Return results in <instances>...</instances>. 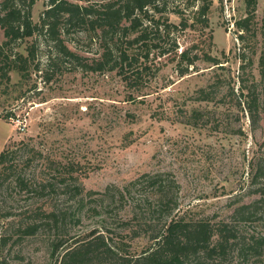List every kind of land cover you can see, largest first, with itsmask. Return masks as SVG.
<instances>
[{
    "label": "rangeland",
    "instance_id": "374dc122",
    "mask_svg": "<svg viewBox=\"0 0 264 264\" xmlns=\"http://www.w3.org/2000/svg\"><path fill=\"white\" fill-rule=\"evenodd\" d=\"M203 1L209 2L207 27L199 15ZM46 8L47 0H35L32 25H39ZM162 16L186 27L168 36L151 35L157 48L139 64L146 70L137 89L115 72L83 71L58 52L52 35L35 31L4 46L0 28L4 70L16 55L33 52L24 74L10 71L0 83V152L17 151L8 164L30 185L15 186L13 172L0 175V264H54L89 231L104 236L108 223L115 242L126 243L133 256L142 253L149 245L146 236L122 232L99 207L106 188L121 189L146 173H166L176 181L179 217L229 224L236 235L227 255L232 263L240 261V242L264 237V176L254 177L256 167L264 166V116L251 122L244 98L238 97L240 87L243 95L248 89L260 95L263 87L258 60L264 47V0H256L243 40L235 23L247 16L244 0H168ZM64 18L58 39L82 64L91 65L104 51L99 31L94 34L89 22L72 25ZM159 49L166 50L164 56L159 57ZM184 50L187 60L179 65L177 55ZM208 58L221 64L212 65ZM16 120L26 125L23 133ZM78 203L83 204L79 222L68 217L57 228L46 219L45 212L54 209L69 216ZM127 205L114 213L129 218ZM242 205L259 213L255 220L229 218ZM30 225L39 228L24 233ZM56 242L62 245L52 254ZM247 264H264V248Z\"/></svg>",
    "mask_w": 264,
    "mask_h": 264
},
{
    "label": "trees",
    "instance_id": "16d2710c",
    "mask_svg": "<svg viewBox=\"0 0 264 264\" xmlns=\"http://www.w3.org/2000/svg\"><path fill=\"white\" fill-rule=\"evenodd\" d=\"M79 1V0H78ZM96 5H80L69 0H47V8L41 15L39 25H32L30 10L35 0H3L0 10V28L7 39L4 46L10 42L31 37L35 31L52 35L56 41L58 52L66 58L82 65L83 71L91 72H115L121 80L130 88L137 89L140 84L141 73L146 67H139L141 60H148L152 48H157L151 39L152 34H171V30H183L186 25L180 27L164 21L163 14L168 0H100ZM247 16L235 23L238 38L249 31L256 0H244ZM209 10V2L203 1L199 9V15L204 18V27L208 23L205 19ZM65 17V22L72 25L89 22L96 34L104 42V51L100 58L93 60L91 65L82 64V58L69 51L57 37L59 20ZM264 38V26L261 30ZM160 37V36H159ZM173 50L177 49L175 40L172 41ZM2 46H0V50ZM159 57L165 55L166 50L159 49ZM1 55V53H0ZM33 57L30 49L28 55H16L7 69L0 67V83L8 80V72L17 71L24 74L29 58ZM178 63L187 60L186 50L177 55ZM212 65H220L216 59H207ZM192 65L188 63V66ZM259 74L264 80V47L261 50L259 60ZM38 70L37 65H35ZM187 69L180 71L183 75ZM238 97H243L245 107L251 122L256 123L260 114L264 116V82L260 95L255 90L247 91L243 95L244 87H240ZM201 94L205 95L203 90ZM208 100L207 97H203ZM240 105V103H238ZM17 151L3 149L0 152V175L5 172H13L15 186L19 188L29 187V183L23 174H17L12 163ZM10 161V162H9ZM167 176V178H164ZM264 176V166H257L254 177ZM178 185L176 181L166 173H146L130 181L121 189L118 187L104 190V218L109 222H119L122 232L134 234V236H146L149 245L138 255H131L126 243L122 240L115 242L110 235L109 224L104 226V236L96 230L84 234L80 241L69 245L59 256L54 264H247L250 258L261 255L264 248V237L255 239L254 243H241L236 248L240 261L232 263L227 255L233 249L236 235L230 229L229 224L218 222L211 224L209 221H188L177 215ZM89 194H94L93 192ZM127 203L130 211L129 218H119L115 212L117 207ZM73 214L60 213L49 210L45 212L46 219L51 220L54 226L59 224L61 228L66 218L72 222H79V214L83 204L78 203ZM95 208V209H94ZM91 210L96 212L98 207ZM259 213L248 206L236 207L232 217L241 220H255ZM56 227V226H55ZM39 226L30 225L24 233L34 234ZM124 233V234H126ZM125 237V236H124ZM123 238V237H122ZM124 239V238H123ZM62 243L52 245V254L58 252ZM1 247V246H0Z\"/></svg>",
    "mask_w": 264,
    "mask_h": 264
},
{
    "label": "built area",
    "instance_id": "2783aa9c",
    "mask_svg": "<svg viewBox=\"0 0 264 264\" xmlns=\"http://www.w3.org/2000/svg\"><path fill=\"white\" fill-rule=\"evenodd\" d=\"M16 121H17V120H16ZM18 121H19V120H18ZM18 121H17L18 129H19V131H20L21 133H23L24 130H25L26 125H24L23 123H22V124H19Z\"/></svg>",
    "mask_w": 264,
    "mask_h": 264
}]
</instances>
